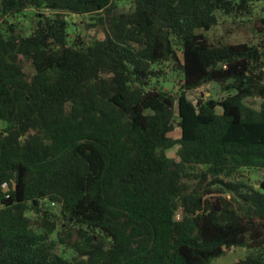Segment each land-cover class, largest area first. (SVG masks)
Returning a JSON list of instances; mask_svg holds the SVG:
<instances>
[{"label":"trees","instance_id":"trees-1","mask_svg":"<svg viewBox=\"0 0 264 264\" xmlns=\"http://www.w3.org/2000/svg\"><path fill=\"white\" fill-rule=\"evenodd\" d=\"M256 3L0 0V264H264V43L206 34Z\"/></svg>","mask_w":264,"mask_h":264},{"label":"rangeland","instance_id":"rangeland-1","mask_svg":"<svg viewBox=\"0 0 264 264\" xmlns=\"http://www.w3.org/2000/svg\"><path fill=\"white\" fill-rule=\"evenodd\" d=\"M113 6L115 10H123L129 11L131 6V0H113ZM31 11L25 12L24 16L19 15L17 18L13 19V23L17 24L20 29L32 30L33 28V20L31 19ZM33 15V14H32ZM264 18V3H256L253 5V9L250 16L238 17L234 20H220L219 24L209 30L206 34L210 41L216 42L217 40H221L226 43H248L252 45H258L264 43V35L257 33L256 26L259 25L258 21ZM72 25L68 28L70 30V35H81L83 37H87L89 31L86 30V23H88L89 19L87 17H71L70 18ZM264 71V69H263ZM168 81L169 87L173 84L172 79L166 80ZM264 82V81H263ZM178 88V87H176ZM174 88V92L176 90ZM189 100L195 102L198 97H214L220 99L224 96L221 92L220 87L214 84L204 85L196 91H192L187 94ZM245 103L255 109L259 108L260 100L256 99H246ZM1 127V124H0ZM170 136L174 139L179 138L180 130L175 128L174 131L170 134ZM168 157L173 159H177V147H173L170 150L166 151ZM262 176H264L261 172H254L251 176L253 182L259 181ZM258 185V184H255ZM258 188V187H256ZM57 210V209H56ZM63 226V224H62ZM65 251V256L67 259L70 258L71 252H69L64 245L58 246V251ZM245 255V252L242 248H235L234 250L226 252L219 258L212 260L209 264H233L235 260L242 259Z\"/></svg>","mask_w":264,"mask_h":264},{"label":"water","instance_id":"water-1","mask_svg":"<svg viewBox=\"0 0 264 264\" xmlns=\"http://www.w3.org/2000/svg\"><path fill=\"white\" fill-rule=\"evenodd\" d=\"M126 11H123V10H117V13L118 14H122V13H125ZM255 187H259V185H255Z\"/></svg>","mask_w":264,"mask_h":264},{"label":"crops","instance_id":"crops-1","mask_svg":"<svg viewBox=\"0 0 264 264\" xmlns=\"http://www.w3.org/2000/svg\"><path fill=\"white\" fill-rule=\"evenodd\" d=\"M235 261H236V260H235ZM235 261H234V262H235ZM234 262H233V263H234Z\"/></svg>","mask_w":264,"mask_h":264}]
</instances>
